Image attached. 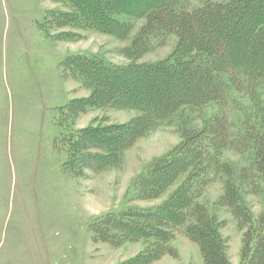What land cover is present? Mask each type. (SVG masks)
Segmentation results:
<instances>
[{
  "label": "rangeland",
  "instance_id": "1",
  "mask_svg": "<svg viewBox=\"0 0 264 264\" xmlns=\"http://www.w3.org/2000/svg\"><path fill=\"white\" fill-rule=\"evenodd\" d=\"M129 1L133 15L140 4L151 0ZM66 2L0 0V264H141L139 258L145 250L142 240L112 245L103 240L105 225L116 226L110 216L127 209L149 212L166 205L183 178L169 182L166 176L164 187L163 182L149 185L141 195L135 191L138 179L146 177L153 167L162 174L174 170L172 166L160 168V164L202 132L212 118L225 114L235 128L240 127L245 113L253 121H260L264 116V89L231 75H220L225 83L231 81L224 86L223 99L203 105L189 103L215 91L204 74L208 64L216 70L231 67L215 58L211 62L189 59L196 57L206 36L199 42L201 35L193 29L189 39L196 46L185 50L188 31L163 38L145 34L146 44L139 47L136 39L149 23L144 17L116 15L128 25L121 35L108 27V31H94L66 24L61 17L56 19L57 12L70 10ZM92 2L104 7L102 14H109L106 0ZM211 2L218 7L224 3ZM201 6L202 1L190 0L184 7L193 12ZM222 25L229 33L226 22ZM212 28L218 31L221 25L213 24ZM179 46L182 56L178 61L200 65L194 69L182 64L186 78L179 74L166 79L157 71L142 69L103 77L113 87L134 86L141 91L139 98L126 97L125 104L163 99L175 104L171 120L158 127L149 115L133 107L90 104L89 110L82 111L78 99L90 98L92 88L73 79L61 65L68 56L80 54L123 70L150 67L165 63ZM192 85H199L198 89ZM155 88H162L164 94L155 93ZM148 94L152 95L150 99ZM60 126L71 135L69 139L62 134L58 139ZM88 127L102 129L93 136L99 142L88 147L80 141L71 149L69 140ZM118 142L115 153L103 158L105 146ZM217 153L234 172L243 165L241 156L229 150ZM65 160L68 162L63 168ZM202 163H208L207 159ZM222 193L220 182L210 183L198 191V200L223 223L219 232L228 252L236 257L242 232L230 212L217 204ZM245 200L257 217L262 210L260 202L252 196ZM169 245L171 249L150 264H203L198 246L183 233H176Z\"/></svg>",
  "mask_w": 264,
  "mask_h": 264
},
{
  "label": "trees",
  "instance_id": "2",
  "mask_svg": "<svg viewBox=\"0 0 264 264\" xmlns=\"http://www.w3.org/2000/svg\"><path fill=\"white\" fill-rule=\"evenodd\" d=\"M189 1H145L147 4H140L138 10L132 15L129 0H106L105 5L109 7L110 12L104 15L101 13L102 10L104 12V7L93 4L92 0H67L66 6L70 10L63 14L57 12L55 16L57 15L56 19L61 17L62 21L74 27L94 31H108L106 30L108 27L116 35H121L128 27L116 15L144 17L149 23L147 27H143V34L136 39L140 43L137 42L139 47L146 44L145 34L154 38H163V35L169 33L182 35L188 31L185 50L190 49L191 46L195 48L196 45L190 42L189 36L193 29H197L201 35L199 42L204 36H206V42L204 46L197 48L196 57L189 59L202 58V60L211 62L215 58L231 67L218 69L222 71L216 73L214 71L218 70L207 63L208 68L204 69V74L207 81L213 83L215 91L212 95L206 94L199 96L196 100L193 99L194 101L189 100V103L203 105L223 99L226 95L222 94L224 86L231 81L228 79L225 83L226 79L224 80L220 75H226V77L231 75L264 89V0H223L224 3L220 7L218 4H212L213 0H199L202 1V6L199 11L193 12L184 7ZM197 13H199L198 16ZM195 22L199 24L198 27L193 26ZM225 22L229 33L223 31L225 25L222 24ZM213 24L221 25V30L217 31L212 28ZM181 50L182 47L179 46L165 63L150 67H133L123 70L102 63L100 59L80 54L68 56L61 62V65L73 79L80 81L84 87L92 88L90 98L78 99L82 111H87L93 106H103L105 103L113 107H133L139 109L143 115H149L153 125L158 127L171 120L175 104L172 102L170 104L164 99L125 104L128 103L126 97L139 98L141 91L134 86L127 87V89L121 85L113 87L103 77H118L126 70L142 69L143 72L157 71L166 79H172L179 74L182 78H186L187 75L181 69L182 64H189L194 69L200 65L190 61L184 63L186 60L183 59L178 61L182 56ZM213 73L217 75L211 77ZM118 83L124 84L122 81ZM192 86L198 89L199 85ZM216 90L218 95H216ZM160 91L164 94L162 88L154 89L155 93ZM90 104L93 105L89 107ZM68 105L70 104H67L65 108L68 109ZM240 124V127L235 128L231 123V118L225 114L212 118L202 132L187 140L184 146L160 164V168L172 166L174 170L162 174L159 168L153 167L146 177L141 176L135 187L138 195L143 194L141 192L145 189L148 191L149 185L163 182L164 187L166 176L169 182L179 178H183L184 181L167 200L166 205L160 209H153L149 212L127 209L118 216H110L109 220L116 226L105 225L107 233L103 240L111 245L116 242L142 240L145 250L139 259L141 264H150L152 260L171 249L169 241L176 233L181 232L198 246L203 264H231L227 253V242L219 232L223 223L218 221L215 214H211L198 200L199 190L207 184L220 182L223 193L217 204L230 212L237 228L242 232L239 264H264V116L257 122V119L253 121L252 117L245 113ZM100 130L102 129L88 127L74 134L71 141L69 140L70 148H74L75 144L80 141L88 147L97 144L99 141H95L93 136H96L95 133ZM66 132L61 127L58 139L61 138V134L69 139L71 135L69 136ZM119 142L111 146L107 144L103 158H110V155L118 148ZM62 149L64 145L61 148V151H64ZM224 149L241 156L243 165L239 171L234 172L233 166L221 161L220 153L217 152ZM66 153L69 152L66 151ZM206 159L208 163H202ZM67 162V160L63 162V168ZM158 190L156 188V191ZM246 196L256 198L262 205L261 213L257 217L252 215L247 206Z\"/></svg>",
  "mask_w": 264,
  "mask_h": 264
},
{
  "label": "crops",
  "instance_id": "3",
  "mask_svg": "<svg viewBox=\"0 0 264 264\" xmlns=\"http://www.w3.org/2000/svg\"><path fill=\"white\" fill-rule=\"evenodd\" d=\"M240 243H241V242H240ZM241 244H242V243H241ZM241 244L238 245V248H237V255H236V257H234V255H233V257L231 256V254H230V250H229V252H227L231 264H234V262L239 264V260H240V251H241Z\"/></svg>",
  "mask_w": 264,
  "mask_h": 264
}]
</instances>
